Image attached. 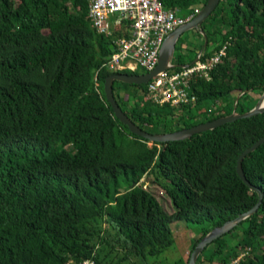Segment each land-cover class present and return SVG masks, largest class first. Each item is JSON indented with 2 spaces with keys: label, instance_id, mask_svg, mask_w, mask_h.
<instances>
[{
  "label": "trees",
  "instance_id": "trees-1",
  "mask_svg": "<svg viewBox=\"0 0 264 264\" xmlns=\"http://www.w3.org/2000/svg\"><path fill=\"white\" fill-rule=\"evenodd\" d=\"M160 1L188 17L208 0ZM88 12V0H0V264H161L176 242V221L198 227L192 251L212 228L258 202L235 167L264 136V112L150 146L115 117L104 89L111 75L148 73L105 66L115 41L132 33L100 35ZM199 30L207 38L200 60L224 45L227 53L209 80L190 83L195 102L159 106L147 84L114 83L117 103L137 127L162 134L243 114L255 106L247 108L249 95L264 92V0H220ZM200 31L198 46L182 48L179 37L170 71L193 63ZM232 92L242 97L235 106L206 105ZM242 168L263 194L260 205L206 244L196 264H264V144ZM145 176L166 191L175 212L142 185Z\"/></svg>",
  "mask_w": 264,
  "mask_h": 264
},
{
  "label": "built area",
  "instance_id": "built-area-1",
  "mask_svg": "<svg viewBox=\"0 0 264 264\" xmlns=\"http://www.w3.org/2000/svg\"><path fill=\"white\" fill-rule=\"evenodd\" d=\"M88 5V20L98 34L113 37L124 27L132 33L129 38L115 41L114 53L105 63L110 71L137 68L153 71L166 38L195 16L193 13L190 17H180L176 9H166L160 0H88ZM226 53L224 45L205 61L200 60L201 53L194 63L178 71L159 73L147 84L149 100L159 106L172 107L195 102L190 83L196 79L209 80ZM79 264L96 263L94 259H86Z\"/></svg>",
  "mask_w": 264,
  "mask_h": 264
},
{
  "label": "water",
  "instance_id": "water-1",
  "mask_svg": "<svg viewBox=\"0 0 264 264\" xmlns=\"http://www.w3.org/2000/svg\"><path fill=\"white\" fill-rule=\"evenodd\" d=\"M219 1L220 0H208L207 3L204 6H202L200 11H198V13L193 17V19L184 23L180 27H178V29H176L166 38L164 45L160 52L158 65L153 71L148 72L146 74H142V75L114 74V75L109 76L106 79L104 89H105L107 102L113 108L115 117L119 119L121 123L128 126V129L130 132L136 135L142 136L144 138L153 140V141L168 142V141H173V140L186 139L192 136L193 134L200 133V132L210 130L213 128H218L224 124L234 122L238 119L250 118V117H253L255 115H258L264 112V107H261V103L264 99V92H263L258 103L251 110L243 114L232 113L228 116L219 117L215 120L201 123L191 128H182L174 132L154 134V133H150L144 129L137 127L129 119V117L124 113V111L122 110V108L119 106V104L116 101V98L114 96V91H113V85L116 81L126 83V84H136V85L148 84L149 81L152 78L157 77L159 73L173 69L175 66L172 64V61L174 59L175 48H176V44H177L179 36H181V34H183L184 32L190 29L198 30L202 22L215 10ZM200 33L203 36L204 43L198 55L202 53L203 49L207 45L206 36L201 31ZM196 60H197V57L193 61V63ZM185 66L187 65H184L182 67H185ZM263 144H264V136L261 137L260 139H257L250 146L246 147L240 153L239 157L237 158L236 167H235L236 173L239 176L242 183L245 184L249 188L250 191L256 192L258 194V202L251 210L247 211L244 214L239 215L234 220L227 221L221 227L212 228L204 237H202L199 240V242H197L195 247L192 249V251L190 252V256L188 258L187 264H196V259L199 253L201 252V250L204 248V246H206V244H208L209 242L211 243L215 239L226 234L233 227H235L238 223H240L242 220L246 219L247 217L251 216L253 213L256 212L258 206L260 205L263 194L246 180L245 175L243 173L242 160L247 154H249L252 151L254 152L258 147H260Z\"/></svg>",
  "mask_w": 264,
  "mask_h": 264
},
{
  "label": "rangeland",
  "instance_id": "rangeland-1",
  "mask_svg": "<svg viewBox=\"0 0 264 264\" xmlns=\"http://www.w3.org/2000/svg\"><path fill=\"white\" fill-rule=\"evenodd\" d=\"M8 5L11 9H18L21 7L17 1H9ZM202 6L203 5L198 6V7L202 8ZM200 9L194 8L193 13L196 15L198 12L195 13V11L196 10L200 11ZM190 16L191 14L188 17ZM198 30L190 29L184 32L183 34H181V36H179L181 40L183 41L182 48H185L188 42H192L191 40L193 38H194V43L196 46L200 44V40L197 37V34L199 33ZM240 96L241 94H239L238 92H232L228 96L221 98L219 100L207 101L206 105L210 106L211 108H214L212 104L216 103V105L219 106L222 103L221 104L222 106L225 102H232L233 105L235 106L236 102L242 98V97L239 98ZM249 96H250L251 101L247 104V108L251 107L252 105H256L258 101L260 100L262 94L259 95L258 92L253 91ZM150 141L151 142H149V145L152 146L153 142L155 141L153 140H150ZM141 182L144 187H146L147 189H149L151 192L154 193V195L158 198V200L162 203L164 208L169 213L175 212V207L170 197L167 195L166 191L162 187H160L159 185L153 182L152 177L145 176ZM172 229H173V232L176 238V242L160 257L159 261L161 262V264H172L173 261H175L178 257H182L184 260H187L190 256L192 240L196 238L198 234L196 232V230L198 229L196 225L188 224L181 220H178L176 221V223H173ZM125 264H129V261H125Z\"/></svg>",
  "mask_w": 264,
  "mask_h": 264
},
{
  "label": "crops",
  "instance_id": "crops-1",
  "mask_svg": "<svg viewBox=\"0 0 264 264\" xmlns=\"http://www.w3.org/2000/svg\"><path fill=\"white\" fill-rule=\"evenodd\" d=\"M198 6H201V5H198ZM198 6H195L194 8H195V9H196V8H197V9H200L201 7L199 8ZM198 31H199V30H198ZM191 41L194 43V38H193ZM199 52H200V50L198 51V53H199Z\"/></svg>",
  "mask_w": 264,
  "mask_h": 264
},
{
  "label": "bare ground",
  "instance_id": "bare-ground-1",
  "mask_svg": "<svg viewBox=\"0 0 264 264\" xmlns=\"http://www.w3.org/2000/svg\"><path fill=\"white\" fill-rule=\"evenodd\" d=\"M261 107H264V99H263V101H262V103H261Z\"/></svg>",
  "mask_w": 264,
  "mask_h": 264
}]
</instances>
